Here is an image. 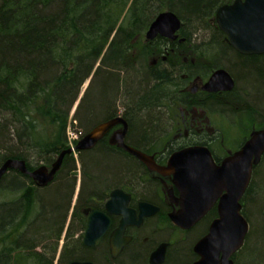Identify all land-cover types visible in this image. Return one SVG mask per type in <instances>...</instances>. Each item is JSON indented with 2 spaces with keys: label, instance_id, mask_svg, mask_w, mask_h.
Instances as JSON below:
<instances>
[{
  "label": "trees",
  "instance_id": "1",
  "mask_svg": "<svg viewBox=\"0 0 264 264\" xmlns=\"http://www.w3.org/2000/svg\"><path fill=\"white\" fill-rule=\"evenodd\" d=\"M224 1L0 0V165L17 159L28 170L49 166L67 149L69 124L75 123L73 129L83 136L114 117L118 107L127 111L135 139L147 137L153 123L145 115L172 82L171 75L189 67L180 58L170 66V55L169 63L160 66L152 65V58L175 50L191 51L199 59L195 37ZM166 10L181 20L179 35L186 43L172 46L160 37L145 39L150 23ZM233 55L226 65L239 89L237 99L220 102L224 112L249 108L264 116V56ZM78 161L81 185L72 212V156L64 158L62 169L44 188L15 170L3 176L0 264H68L82 256L81 210L92 197L130 177L131 170L124 166L129 161L103 140L79 153ZM262 163L243 199L242 214L256 234L253 249L252 234L247 239L248 264H264V157ZM251 215L257 216L256 225Z\"/></svg>",
  "mask_w": 264,
  "mask_h": 264
},
{
  "label": "flooded vegetation",
  "instance_id": "2",
  "mask_svg": "<svg viewBox=\"0 0 264 264\" xmlns=\"http://www.w3.org/2000/svg\"><path fill=\"white\" fill-rule=\"evenodd\" d=\"M234 1L227 0L220 4L214 14L207 19V27L203 29L202 35L195 37L200 46L199 59L195 58L191 51L175 50H170L168 53L162 52L160 56L152 58L151 64L160 66L169 63L167 58L170 55L173 59L169 63L170 66L173 67L178 62L177 58H180L189 67L171 75L172 82L163 87L162 91L164 92L157 97L156 103L150 110L151 113L145 115V118L152 120L153 123L152 130L147 137L141 141L135 139L137 133L133 132L128 121L129 115L122 108L121 116L127 124L124 144L149 157L158 167H166L173 154L194 146L205 147L209 151L213 163L219 166L225 158L241 148L251 133L264 129V116L256 115L249 108L225 113L221 106L222 103H220L228 97L237 99L239 89L238 80L226 65V59L233 57L235 53L241 57L264 56V52L242 54L236 51L228 36L219 28L215 20L216 11ZM179 30L175 40L163 39L171 42L172 46L186 43L187 39L180 37ZM218 70H225L230 75L233 81L232 88L224 90L222 84H214L215 90L204 89L203 86ZM114 118L116 116L107 119V121ZM227 123H230V127ZM121 129L122 124H116L97 142L105 141L109 148L119 152L124 159L129 161L124 166L129 167L131 175L121 178L103 195L92 197L91 204L81 210L84 227L79 235H82L81 246L84 253L73 261L92 264L196 263L200 258L194 248L201 239L209 234L211 225L219 218V199H216L211 207L189 228L184 229L172 223L170 214L177 213L182 208V196L172 182L173 176L149 170L148 166L138 157L111 144L113 134ZM84 151L89 150H81L78 154ZM71 154L72 152L66 154L64 158ZM263 157L264 152L258 164L252 169L251 180L253 172L259 167H263ZM61 169L62 163L58 172ZM74 176L76 182V175ZM79 176L78 190L75 195L73 194V197L75 196L72 197L73 201L71 200V212L76 205L80 190L81 170H79ZM116 190L118 193L115 194L114 203L110 205L112 212H109L105 206L111 199V193ZM244 198L245 193L240 201L241 214L245 208ZM92 211L104 213L109 219V226L104 236L97 240L92 247H88L83 243V234L88 216ZM244 219L247 222V233L241 247L230 256L233 264H248L249 262L246 258L249 253L245 251L247 250L245 248L248 246L247 239L252 234V227L248 219L245 217ZM125 220L128 223L124 225L122 233H120L121 222ZM117 232L120 233V237L116 239L115 244H111V238ZM79 235L77 234L76 237ZM120 241L121 243H119ZM61 247L62 245L58 249L56 260ZM220 258L221 253L218 255L219 260Z\"/></svg>",
  "mask_w": 264,
  "mask_h": 264
},
{
  "label": "water",
  "instance_id": "3",
  "mask_svg": "<svg viewBox=\"0 0 264 264\" xmlns=\"http://www.w3.org/2000/svg\"><path fill=\"white\" fill-rule=\"evenodd\" d=\"M215 20L236 51L242 54L264 52V0H235L232 4L220 7L215 13ZM180 27L181 21L177 15L167 10L153 19L145 32V38L152 40L159 36L175 40ZM214 84H222L224 90H229L233 81L225 70H218L203 88L215 90ZM116 124H122V129L113 134L111 144L138 157L149 170L173 176L172 182L182 196V208L170 214L172 223L184 229L189 228L219 199V218L211 225L209 234L196 244L194 250L200 259L194 264H233L230 256L241 247L247 233V222L241 214L240 201L250 183L252 169L264 152V129L251 133L241 148L225 158L219 166L213 163L209 151L202 146L173 154L166 167L156 166L149 157L124 144L127 124L120 116L95 126L77 142L75 150L92 149ZM69 153L71 149H66L50 166L40 165L33 170L27 169L24 160L6 159L0 165V181L8 171L15 170L27 175L37 187L43 188L53 181L64 156ZM116 193L117 190L113 191L106 203L105 208L109 212H112L110 205L114 203ZM126 223V220L121 222L120 233ZM108 226L109 219L104 213L92 211L87 219L83 243L92 247L104 236ZM120 233L112 236L111 244L117 242ZM70 264L92 263L73 261Z\"/></svg>",
  "mask_w": 264,
  "mask_h": 264
},
{
  "label": "rangeland",
  "instance_id": "4",
  "mask_svg": "<svg viewBox=\"0 0 264 264\" xmlns=\"http://www.w3.org/2000/svg\"><path fill=\"white\" fill-rule=\"evenodd\" d=\"M202 33H203V31L201 32L200 31V33H198V34H200V35H202ZM200 35H199V37H200ZM232 72V71H231ZM88 82H89V80H87L86 82H85V84H84V86H83V89H82V91H81V93L79 94V97L78 98H81L82 97V95H83V93H84V91H85V89H86V87H87V85H88ZM74 107V106H73ZM77 107V106H76ZM73 109V108H72ZM76 109V108H75ZM121 110V108H117V110H118V112H120V110ZM72 111V110H71ZM75 111V110H74ZM70 114H71V112H70ZM72 120V119H71ZM73 124V123H72ZM72 124H70V132H73L75 135H76V137L77 136H79L80 134H79V131L77 130V128H74L73 129V126H72ZM75 124V123H74ZM73 124V125H74ZM228 124V126L230 127V123H227ZM240 141V140H239ZM238 141V142H239ZM238 142H236V143H238ZM75 144H73V146H72V148H71V152H72V154H71V156H73V158H74V161H75V169L73 170V175H76V182H75V192H74V195H75V193L77 192V190H78V183H79V179H80V176H79V170H80V164H79V161H78V152L79 151H76L75 150ZM75 197V196H74ZM73 197V198H74ZM73 201V200H72ZM72 201H71V203H72ZM252 216V222L256 225L257 224V221H258V218H257V216H253V215H251ZM258 217H259V215H258ZM264 217V216H263ZM259 219H260V217H259ZM264 229V228H263ZM254 231V230H253ZM255 239H256V234L255 233H253L252 234V240H251V244H250V246H251V248L253 249L255 246H254V243H255ZM62 243H63V241L62 240H60V242H59V247L62 245Z\"/></svg>",
  "mask_w": 264,
  "mask_h": 264
},
{
  "label": "built area",
  "instance_id": "5",
  "mask_svg": "<svg viewBox=\"0 0 264 264\" xmlns=\"http://www.w3.org/2000/svg\"><path fill=\"white\" fill-rule=\"evenodd\" d=\"M75 139H76V135L72 132H68V142L71 147L73 146Z\"/></svg>",
  "mask_w": 264,
  "mask_h": 264
},
{
  "label": "bare ground",
  "instance_id": "6",
  "mask_svg": "<svg viewBox=\"0 0 264 264\" xmlns=\"http://www.w3.org/2000/svg\"><path fill=\"white\" fill-rule=\"evenodd\" d=\"M97 66H98V63L96 64L95 67H97ZM77 99H78V98H77ZM76 101H77V100H76ZM75 103H76V102H75ZM75 103H74V104H75ZM123 109H125V108L123 107ZM119 110H120V109H119ZM121 111H122V108H121L120 112H118V110H117V114H116L115 116H116V117H118V116L122 117V116H121V114H122ZM105 121H107V119H106V120H103L102 122H105ZM102 122H100V123H102ZM100 123H99V124H100ZM54 263H55V262H54Z\"/></svg>",
  "mask_w": 264,
  "mask_h": 264
}]
</instances>
